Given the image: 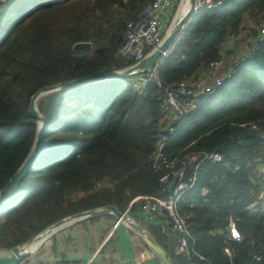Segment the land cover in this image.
<instances>
[{"label": "trees", "instance_id": "16d2710c", "mask_svg": "<svg viewBox=\"0 0 264 264\" xmlns=\"http://www.w3.org/2000/svg\"><path fill=\"white\" fill-rule=\"evenodd\" d=\"M153 1L0 2V192L34 145L38 125L30 114L33 96L63 82L132 66L117 64L125 31ZM263 21L264 0H226L223 7L187 23L156 80L141 81L143 93L135 88L141 74L41 98L37 107L47 120L44 140L27 176L7 200V212L0 213V249L25 244L79 212L115 206L124 213L138 197L165 196L159 183L164 169L155 170L153 163L164 121L159 83L200 80L212 63L226 59L229 39L240 36L249 23L259 27ZM253 34L258 53L216 94L203 98L195 112L175 122V135L164 150L171 161L189 154L223 157L222 163L201 165L178 207L189 216L190 253L177 255L156 240L174 264H264V210H249L256 195L249 165L264 162V40L259 31ZM82 42L91 43L93 51L75 52ZM236 53L237 58L243 54ZM187 172L193 175L192 168ZM203 188L209 190L207 200L199 196ZM140 207L137 202L130 212ZM231 216L241 241L227 240ZM160 220L171 221L169 216ZM155 226L150 228L153 235ZM214 227L223 231L214 234ZM174 233L165 237L172 249L182 238Z\"/></svg>", "mask_w": 264, "mask_h": 264}, {"label": "built area", "instance_id": "2783aa9c", "mask_svg": "<svg viewBox=\"0 0 264 264\" xmlns=\"http://www.w3.org/2000/svg\"><path fill=\"white\" fill-rule=\"evenodd\" d=\"M183 2L184 0H154L149 3L139 17L128 24L117 64L133 63V66L147 57L149 49H151L149 51L151 52L160 46L165 38L163 33L166 29V24L170 22L172 26L176 22ZM225 2L226 0H195L192 6V13L201 15L223 7ZM259 33L261 40H264V23ZM253 44L252 48L247 51L250 55L247 56V53H245L241 57H236L235 63L229 66L225 72L220 73L222 61L214 62L210 65L204 77L198 81H183L170 86H163L159 83L163 94L164 121L162 130L158 134V148L153 157V163L155 170L164 169L159 183L165 196L138 197L132 202L129 209L132 208V205L139 202L140 210L148 216L157 217L158 219L169 216L173 231L182 237L179 243V250L182 253L187 251L189 238L191 237L187 218L178 209L182 195L188 193L195 185L199 168L203 163L207 161L222 163L223 157L219 153L189 154L171 161L165 157L164 150L170 142L169 136L175 135L173 126L175 122L195 112L203 98L212 96L223 88L238 73L241 64L257 54L260 44L257 41ZM159 68L160 66H155L143 73L142 78L137 79L139 81L135 82V88L140 90V93H143L141 81H155ZM171 116H173L172 120ZM251 167L256 171L257 178L261 182L260 199L264 200V162L257 160ZM191 168L193 169V175L188 176L187 171ZM240 169L241 166L239 165L235 167L236 171ZM229 232L232 240L241 241V235L234 221L230 225ZM226 252L229 254V250H226ZM255 257L260 260V256ZM56 264L80 263L75 261H57Z\"/></svg>", "mask_w": 264, "mask_h": 264}, {"label": "crops", "instance_id": "0c3cea01", "mask_svg": "<svg viewBox=\"0 0 264 264\" xmlns=\"http://www.w3.org/2000/svg\"><path fill=\"white\" fill-rule=\"evenodd\" d=\"M187 1L188 0H186V2ZM189 4L190 0L188 1V6ZM185 7L187 6L185 5ZM248 37L249 40L252 39V36H243V34H241L237 38L229 39L227 41L225 47L226 59L222 61V69L220 73L225 72L228 67L233 64V60L237 55L236 52H238L236 48L237 45H235L237 43V39L240 40V38H243V41L248 42ZM253 43L251 44L253 45ZM252 165L253 164H250L249 167ZM253 173L254 178L252 177V181L256 187V195L254 202L249 206V210L254 211L259 207L264 210V200L260 199L261 182L257 178L256 171L254 169ZM187 194L189 193L182 195L181 201H183ZM199 196L204 200H207L209 196V190L203 188L200 191ZM130 206L125 210V213H128V215L130 214L129 216L132 217L136 223L142 225L155 240H157V238L162 239L163 243L166 244L170 250L174 251V253L177 255L190 253V243L192 241L191 232L188 248L185 253H182L179 250L180 240H178L179 242H177L175 247L172 249L171 244L165 239V237L171 238V233L175 234L172 229V222L168 221V223H165L157 217L146 215L141 210L130 212ZM185 217L187 220H189V216ZM233 221L234 219L231 216L229 218L230 224L228 223L229 226L227 225L225 228L228 241L232 240L229 231L230 225ZM152 226H155L154 235L150 229ZM61 231L64 232L61 234H58L57 232V236H54L56 233L52 236L53 238L50 242L51 244L49 245L53 252L48 253L47 259L44 262L45 264H56L57 261H75L80 264H161L158 258L149 253V249L142 239L135 232L128 229V227L123 223L118 222V219L113 215L87 218L69 224L62 228L59 232ZM221 231L223 230L217 227L213 228L214 234H219ZM227 250H229L230 254L231 250ZM27 264L35 263H32L30 260L27 262Z\"/></svg>", "mask_w": 264, "mask_h": 264}, {"label": "water", "instance_id": "95a60500", "mask_svg": "<svg viewBox=\"0 0 264 264\" xmlns=\"http://www.w3.org/2000/svg\"><path fill=\"white\" fill-rule=\"evenodd\" d=\"M195 0H190V7L194 5ZM191 10V9H190ZM191 12L189 11L183 18L179 20L176 26L170 31L167 32L162 44L158 46L156 49L152 50L147 57L141 62L127 67L121 71H111L104 72L97 75H93L90 77L72 80L63 82L51 87H47L38 92L35 96H33L31 104H30V114L39 122L40 127L37 131L36 139L34 145L27 156L26 160L20 167V169L16 172L13 178L7 183V185L0 192V206L6 202L13 192L20 186L28 172L30 171L35 159L38 157L42 143L45 136V131L47 128V120L40 113L37 103L38 101L46 95H49L54 92L67 90L71 88H75L78 86H83L95 82H104L109 80H118L131 78L136 75H141L148 70L154 68L155 66H160L164 56L169 51V46L175 40L182 30L185 28L186 23L190 19ZM172 28V27H171ZM74 51L78 53H91L93 51V46L91 43L82 42L78 43L74 46ZM103 215H113L118 221L126 225L131 231L137 233V235L142 239V241L148 247V251L150 254L154 255L158 258L161 264H174L170 255L167 251L149 234V232L139 223H136L132 217L128 215V213L120 212L115 206H106L90 211H85L81 213H77L71 216H68L49 228H47L44 232L35 236L31 240L27 241L25 244L20 246H16L9 250L1 251L0 250V264H23V262L28 259L34 252H31L30 247L36 242H42L49 236L54 235L57 231L61 230L65 226L87 219L93 218ZM149 254V255H150Z\"/></svg>", "mask_w": 264, "mask_h": 264}, {"label": "rangeland", "instance_id": "374dc122", "mask_svg": "<svg viewBox=\"0 0 264 264\" xmlns=\"http://www.w3.org/2000/svg\"><path fill=\"white\" fill-rule=\"evenodd\" d=\"M5 0H0V2H4ZM189 1V0H188ZM188 1L186 2V6H188ZM179 8V7H178ZM178 8H177V10H178ZM191 8V10H190V12H191V15H190V19L188 20V22L190 21V20H193V19H195L197 16H200V15H194L193 13H192V6L190 7ZM176 10V11H177ZM206 13V12H205ZM174 15V14H173ZM202 15V14H201ZM179 21H177L176 22V24L178 23ZM187 22V23H188ZM187 23H186V25H187ZM263 23H264V21H263ZM262 23V24H263ZM176 24L174 25V26H176ZM262 24L258 27V25H255L254 23H249L248 24V26H246L245 28H244V31L242 32V34H243V36L244 35H248V36H252V39H250L249 40V37L247 38V40H249L248 42H246V41H243V38H240V40H238L237 39V43L235 44V45H237V50L239 51V52H242L243 54H245V53H247V51H249L251 48H252V46L254 45H252L251 43H253V42H256V39H254L255 38V36H254V32H260V29H261V27H262ZM171 27H173V26H171V23L170 22H168L167 24H166V29H165V31H164V33H163V35H164V37L167 35V32L171 29ZM186 27V26H185ZM257 30V31H256ZM184 34V33H183ZM182 38V37H181ZM177 39V38H176ZM176 39L175 40H173V42L170 44V46L169 47H171L175 42H176ZM246 42V43H245ZM227 44V43H226ZM226 47V46H225ZM148 53H150L149 51H148ZM258 53V52H257ZM168 54V53H167ZM167 54H166V56H167ZM250 54H248L247 53V56H249ZM166 56H164V58L166 57ZM235 61H236V57L234 58V60H233V63H235ZM124 69V68H123ZM123 69H119V70H115V71H121V70H123ZM39 102V101H38ZM38 104V103H37ZM37 125H38V128H37V131H38V129H39V127H40V124H39V122H37ZM37 135V134H36ZM11 205V201L10 202H4L1 206H0V210L2 209V211L0 212V213H6L7 212V210H8V208H9V206ZM72 205L73 206H76V205H78V203H76V202H73L72 203ZM79 206V205H78ZM78 206H76V207H78ZM62 213V212H61ZM125 213V212H124ZM130 215V214H129ZM133 219V218H132ZM126 226V225H125ZM129 229V228H128ZM66 230H68V229H66ZM60 231V230H59ZM59 231H57L58 232V234H61V233H63L64 231H61V232H59ZM57 232H56V234L54 235V236H57L58 234H57ZM53 236V235H52ZM49 237V239L47 240V241H45L44 243H43V245L42 246H40L28 259H26L24 262H23V264H27V262H29L30 260H31V262L32 263H35V264H45L44 262H45V260L47 259V255H48V253H52L53 252V250H51V248H50V245L49 244H51L50 242L52 241V238L53 237ZM10 244H11V241H10ZM9 244V245H10ZM43 247V248H42ZM40 249V250H39ZM1 251H5V250H9V249H0ZM36 254V255H35ZM29 260V261H28Z\"/></svg>", "mask_w": 264, "mask_h": 264}, {"label": "bare ground", "instance_id": "6f19581e", "mask_svg": "<svg viewBox=\"0 0 264 264\" xmlns=\"http://www.w3.org/2000/svg\"><path fill=\"white\" fill-rule=\"evenodd\" d=\"M185 3H186V0H184L183 4H182V6H181V8L179 10L178 16L176 18V22L179 21L181 18H183L190 11V9H191L190 8V4H189V6L185 7ZM176 22L172 25L173 27L170 29V31L175 27L174 25L176 24ZM170 31H169V33H170ZM49 237H51V236H49ZM49 237H47L46 239H44L42 242H36L33 245H31V247H30L31 252H35L40 246L43 245V243L45 241H47L49 239Z\"/></svg>", "mask_w": 264, "mask_h": 264}, {"label": "clouds", "instance_id": "9594fccd", "mask_svg": "<svg viewBox=\"0 0 264 264\" xmlns=\"http://www.w3.org/2000/svg\"><path fill=\"white\" fill-rule=\"evenodd\" d=\"M164 59V58H163Z\"/></svg>", "mask_w": 264, "mask_h": 264}]
</instances>
